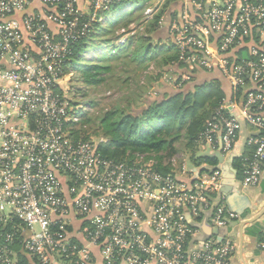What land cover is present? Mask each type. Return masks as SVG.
I'll return each mask as SVG.
<instances>
[{
    "label": "built area",
    "instance_id": "built-area-1",
    "mask_svg": "<svg viewBox=\"0 0 264 264\" xmlns=\"http://www.w3.org/2000/svg\"><path fill=\"white\" fill-rule=\"evenodd\" d=\"M93 1L104 14L120 0ZM77 3L0 0V264H15L18 246L39 264H94V249L102 264H233L231 229L245 220L221 196L225 164L187 181L159 173L143 154L116 161L75 139L92 106L63 89L66 64L104 23V15L85 19ZM195 5L200 21L174 29L180 60L220 72L244 96L240 115L216 109L197 143L225 158L250 126L240 183L254 188L264 172V38L249 59L238 48L253 30L264 34V0ZM75 222L86 245L69 232ZM205 223L219 233L198 238Z\"/></svg>",
    "mask_w": 264,
    "mask_h": 264
},
{
    "label": "trees",
    "instance_id": "trees-1",
    "mask_svg": "<svg viewBox=\"0 0 264 264\" xmlns=\"http://www.w3.org/2000/svg\"><path fill=\"white\" fill-rule=\"evenodd\" d=\"M131 1L134 0L115 2L112 10L120 9L121 5ZM177 1L180 0H166L160 13L156 14V17H153L152 20L146 22V24L151 23L150 25H152V30L149 34L155 35L160 30L159 22L163 18L165 11L171 3ZM109 12L104 14L99 13V15L110 17ZM136 13H124L121 15L120 11V15L116 17L117 20L116 18H112L111 21L106 19L104 23L93 24V32H91L88 39L73 47L72 54L69 57L70 60L66 64V66H70V69L67 70L66 74H69V71L73 69L82 77L85 83L89 85L94 84L97 81L95 80L96 75L103 69L99 66V63L116 57L113 55L116 53L115 51L113 54H108L107 52L112 47L111 40L109 39L112 28L118 25L117 23L122 21L123 17L125 19ZM85 19L89 20L86 17ZM151 41V38H146L145 36L142 38L143 43H149L147 48L140 44L139 54L137 55L138 61L142 62L148 59L160 58L162 60L160 66H165V68L169 67V64L178 63L180 53L176 47L172 46L169 53L165 48L150 46ZM142 51L144 52L142 53ZM86 53L87 55H93L92 57L89 55V58L87 57V60H85L82 57ZM238 56L240 59L250 58V56L249 58H245L242 50L238 53ZM182 67L190 70V66ZM196 69L198 68H194L190 73H193L194 70L197 72ZM178 84L176 85L178 86ZM165 89L166 93L162 94V96L159 92H156L159 98L146 100L141 110L142 113L139 115L133 116L128 114L120 122H112L111 118L114 115L108 114L100 122L101 128L108 135H111V145L114 146L113 150H99L105 158L124 161L128 155L127 152L131 153V157L138 154H159L163 152H168V155L172 156L177 152L175 144L182 138L186 141L185 149H193L199 135L204 131L207 122L212 118L215 110L224 98L221 85L216 81H211L204 85L195 86L193 90H180L179 93L171 95L168 94L167 87ZM82 123L83 121L77 126L74 137L76 140L89 141L88 138H81V133L78 131L81 129ZM125 154H127L126 157L124 156ZM162 159L157 158L158 164L155 166V169L164 175L173 174L171 167L162 169L160 164ZM204 161L212 165L217 164V159L215 158H206ZM16 250L18 251V258L15 264H39L36 258H32L22 252L20 246L16 247Z\"/></svg>",
    "mask_w": 264,
    "mask_h": 264
},
{
    "label": "crops",
    "instance_id": "crops-1",
    "mask_svg": "<svg viewBox=\"0 0 264 264\" xmlns=\"http://www.w3.org/2000/svg\"><path fill=\"white\" fill-rule=\"evenodd\" d=\"M153 1L154 0H134V4L129 8H124V5H121V15L123 13H136L142 10V8L144 9L152 5ZM197 2L204 3L207 8L212 7L214 4V0H180L171 3L159 22L160 30L155 35L145 36L146 38H151L153 40L150 42V46H154L155 48H165L169 53L171 52V47L174 46L179 51L175 43L177 34L174 29L175 27L182 29L186 23L200 21L204 14L196 10L195 4ZM94 6L95 4L93 0H78L77 3L79 13L88 19H92L93 16L99 15L98 12L96 13ZM37 8L43 9L44 7L38 6ZM119 15L120 14L113 16L112 18H116ZM153 17L154 16H150L147 20H151ZM103 18L105 22V20L110 19L111 16H103ZM126 37L127 35L122 36V39H124L123 41H125ZM263 38L264 34L260 30H253L252 33L246 34L243 38V45L238 49H240V52L242 50L245 58H249L250 49L262 44ZM218 40V37L214 36L212 46L215 50L218 45ZM168 66L169 67L166 68L172 70L173 66L190 65L182 62L179 55L178 63H172ZM193 69L194 68L190 66V70L186 68L182 70L184 79L181 80V84L183 85V88L185 85L187 90L190 87L193 89L195 86L216 81L221 85V89L224 92V98L218 108L225 107L233 114H236L237 116L240 115L244 104V96L240 92H234L232 84L228 78H225L217 71L208 72L198 69H196L197 72L194 70L195 74L193 75L194 72L190 73ZM253 131L254 130L250 126H243L233 154L223 158L222 161L216 157L217 152H215L209 145L196 142L193 149H188V152H186V155L187 157L189 155V158L184 160V155V159L180 161L182 170H179V172H173V174L178 176L179 179L189 181L193 177L201 176L203 178L204 176H207L211 171L222 164H225L226 168L229 167L227 171L228 173H226L227 176H225L227 183L221 190V196L228 202L231 209L245 220L244 222H248L249 220H253L255 217L260 216V218L254 223L233 225L231 234L234 237L237 249L233 264H264V252L259 249V243L261 241L260 236L264 233V172L261 178V183L257 187L244 188L240 183V179L242 178V166L248 155L245 144L247 138L253 134ZM206 158L217 159V164L212 165L206 161L203 162ZM73 224L74 225L71 226L69 230L71 236L77 238L80 244L86 245V240L84 239L80 227L81 224L78 222ZM200 231L201 233L198 237L200 239H206L214 234L213 228L206 223L201 225ZM93 263L102 264L99 251L96 249L93 250Z\"/></svg>",
    "mask_w": 264,
    "mask_h": 264
},
{
    "label": "rangeland",
    "instance_id": "rangeland-1",
    "mask_svg": "<svg viewBox=\"0 0 264 264\" xmlns=\"http://www.w3.org/2000/svg\"><path fill=\"white\" fill-rule=\"evenodd\" d=\"M165 3L166 0H154L152 5L142 8L136 14H132L125 19L123 17L122 21L117 23L118 25L112 30L110 28L109 39L112 47L107 52L108 54H113L115 51L116 53L113 55L116 57L99 63V66L103 69L96 75L95 80L97 81L94 84L85 83L82 77L73 69L69 71L67 78L65 77L63 80V89L66 87L71 91L75 89L81 99L90 102L91 111L83 119L81 129L78 131L81 133V138H88L89 141L98 147V150L114 149V146L111 145V135H108L100 125V122L108 114L114 115L111 118L112 122H120L128 114L134 116L142 113L141 110L146 100L159 98L156 92H159L162 96V94L166 93V87L170 95L179 93L180 90L186 91V88H182L183 85L181 84V80L184 79L182 73L184 67L173 66L172 70H170L165 68V66H160L162 61L160 58L140 62L137 57L140 46L144 45L147 48L149 43H143L142 38L152 35L149 34L152 30V25H150L151 23L146 24L149 21L147 19L150 16L156 17V14L160 13ZM120 11L121 8L110 11L109 15L111 18L108 20L111 21L112 17L118 15ZM123 35H127L125 41L122 39ZM89 55L86 53L82 58L87 60ZM71 80L72 82H70ZM177 83H179L178 86L176 85ZM191 88L188 90H193ZM185 145L186 141L183 138L180 139L175 144L177 152L172 156H169L168 152L143 155L146 161H153L157 164V158H163L160 163L162 169L171 167L173 172H179V170H182L180 161L184 159L183 156L185 155L184 160L189 158V155L188 157L186 155L188 151L185 149ZM127 154L124 155L125 157L127 155L125 160H133L137 156L133 155L131 157L130 152H127ZM176 177L179 178L178 176Z\"/></svg>",
    "mask_w": 264,
    "mask_h": 264
},
{
    "label": "water",
    "instance_id": "water-1",
    "mask_svg": "<svg viewBox=\"0 0 264 264\" xmlns=\"http://www.w3.org/2000/svg\"><path fill=\"white\" fill-rule=\"evenodd\" d=\"M221 148V147H220ZM217 155H216V157L220 160V161H222V159H223V156L220 154V152H217L216 153ZM229 169V167L228 168H226V170H228ZM227 176V175H226ZM226 183H227V181L225 182V184H224V186L226 185ZM226 205L229 207V209H231V207H230V205L228 204V202L226 201ZM232 210V209H231ZM233 211V210H232ZM238 214V213H237ZM262 216V215H261ZM260 218V216H258V217H255L253 220H249L248 222H244L245 224L247 223H249V224H251V223H254V222H256V220H258ZM235 225V224H234ZM213 233L214 234H216V233H219L218 232V230L217 229H213Z\"/></svg>",
    "mask_w": 264,
    "mask_h": 264
}]
</instances>
